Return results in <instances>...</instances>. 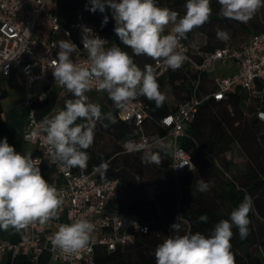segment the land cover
I'll return each mask as SVG.
<instances>
[{
  "label": "trees",
  "instance_id": "trees-1",
  "mask_svg": "<svg viewBox=\"0 0 264 264\" xmlns=\"http://www.w3.org/2000/svg\"><path fill=\"white\" fill-rule=\"evenodd\" d=\"M156 2L161 7L177 11L181 16L185 14L187 0ZM86 6L90 7L88 0H59L60 28L76 39V25L88 24L101 38L109 41L106 47H111L115 43L132 55L131 49L123 46L113 31L115 21L112 19L111 11L93 13L87 11ZM210 6L212 14L209 22L193 29L186 37L190 45L195 35H200L205 41L197 50H189L196 63H200L205 54L222 48L225 40L217 39V29L228 32L232 46L243 44L250 36L264 32V8L257 11L250 21L242 23L223 17L217 0H210ZM105 15L109 19L108 23L103 25ZM168 32L169 29H166L165 34ZM58 37L59 40H63V33H59ZM133 58L142 69L145 64L152 65L154 62L147 56ZM196 79L197 74L185 63L176 71L168 69L166 77L158 79L160 91L163 93L167 87L175 105H168L165 101L161 107H157L154 101H149L145 97L138 98L148 110L149 118L143 126L148 138L152 140L157 135L162 138L164 133L158 126V121L189 99ZM212 79V75H200L197 87L199 95H208L213 90L208 89ZM32 93L45 95L42 102L31 99L29 105L35 111L37 119L42 122L45 117H50L56 108L58 91L54 87L53 78L36 85ZM86 94L88 97L91 96L89 92ZM3 98L4 95L0 93V113ZM72 98L71 93L67 92L65 99ZM246 100L247 96H243L242 90L235 87L226 94L223 101L216 102L209 98L199 107L187 127V139H182L179 143L190 156L196 170L193 172L185 170L176 175L170 169L169 151L166 153L159 146L146 151L160 153L162 162L159 165L142 163L141 157L146 152L123 151L122 143L136 138L138 130L133 124L117 118V110L109 100L111 108L103 109L105 113L112 112L116 122H108L104 133L111 139L113 146L109 153L99 154L91 147L87 149L90 159L86 171L97 168L102 161L107 162L106 172L99 170L97 177L118 181L116 195L109 203L107 212H125L146 226L148 232L134 233L131 244L118 247L114 251L96 246L92 264H155L154 250L166 236L176 234L171 231L170 225L178 216H182V219L177 221L181 224L179 234L200 232L208 236L220 220H230L231 211L238 207L245 195L250 196L252 200L249 214L251 223L246 238H241L238 229L233 227L231 244L235 264H264V122L257 117V111L264 110V101L250 100L246 104ZM233 144L238 146L245 157L243 171L236 172L232 162L225 157ZM36 155H41L40 151L34 156ZM217 161L220 162L219 168L215 165ZM42 168H46L45 162L42 163ZM201 178L210 185L205 192L198 190V181ZM150 184L159 187L163 199L136 202L128 197L131 191ZM202 215H207V222L199 220Z\"/></svg>",
  "mask_w": 264,
  "mask_h": 264
},
{
  "label": "clouds",
  "instance_id": "clouds-1",
  "mask_svg": "<svg viewBox=\"0 0 264 264\" xmlns=\"http://www.w3.org/2000/svg\"><path fill=\"white\" fill-rule=\"evenodd\" d=\"M220 14L228 19L242 23L250 21L261 8L264 0H217ZM86 10L104 13L111 11L115 21L114 33L121 44L131 49L132 55L122 47L96 35L91 28L82 29L83 49L87 52V67L73 60V53L80 49L70 39L59 40L52 47L59 48L55 59L51 60L55 83L72 95L64 108L41 122L44 145L53 163L60 167L87 168L90 159L87 149L94 143L95 128L105 120L115 123L112 112L103 113L101 105L90 102L88 93L92 86L99 92H106L113 107L120 112H128L139 97L154 101L161 107L166 96L160 91L158 76L151 64L143 69L134 61V56H147L163 62L169 69H180L189 57L183 54L181 40L187 33L209 22L212 14L210 0H187L185 14L168 7H161L156 0H88ZM109 17H103L102 24ZM171 25L170 31L165 30ZM216 37L229 39L225 30L217 29ZM51 51V49H49ZM42 99V98H41ZM264 121V112L258 113ZM79 121V122H78ZM108 125L105 124L104 127ZM153 143L160 145L167 153L172 144L162 143V138L154 136ZM144 164L159 165L162 162L159 152H146L141 157ZM190 171L196 170L194 164H184ZM108 163L102 161L98 170L106 172ZM103 174V173H102ZM210 185L204 179L198 181V190L205 192ZM64 193L49 183L42 175L39 161L31 153L21 154L10 145L5 137L0 140V229L9 228L16 232L27 229L34 223L46 225L58 220L64 204ZM252 209L251 197L245 195L243 201L230 213L229 219L215 224L210 235L200 232L179 234L181 224L178 220L170 225L174 235H168L154 250L155 264H235L231 239L235 226L241 238L249 234ZM207 222V215L199 217ZM95 225L88 219H77L72 223L61 224L54 234L51 244L64 252L79 253L88 247ZM147 232V228L143 229ZM90 250V249H89Z\"/></svg>",
  "mask_w": 264,
  "mask_h": 264
},
{
  "label": "built area",
  "instance_id": "built-area-1",
  "mask_svg": "<svg viewBox=\"0 0 264 264\" xmlns=\"http://www.w3.org/2000/svg\"><path fill=\"white\" fill-rule=\"evenodd\" d=\"M58 11L59 0H0V79L8 77L12 71L22 76L29 105L31 99L42 102L45 98L43 93H32L34 85L51 77L54 78L51 60L56 58L59 48L52 46L58 43V34L63 33L64 39H70L77 45L80 51L73 53L72 58L84 67H87V52L81 42L82 29L86 26L98 35L92 26L78 23L76 39H73L69 32H64L60 28ZM179 50L189 57L186 63L197 74V79L189 99L158 121V126L164 133L162 143L166 145L169 141L172 144L169 151L170 169L174 175L189 170L187 165L179 167L191 163L190 156L179 143L180 140L187 139V127L205 101L209 98L216 102L223 101L226 94L235 87L247 92L246 104L250 100L264 101V32L250 36L245 43L237 46L225 41L222 48L205 54L200 63H196L189 54V50L197 49L193 48L186 39L181 40ZM216 64L230 73L214 75L213 90L208 95H199L197 87L200 75H212ZM152 66L158 79L166 77L169 68L163 62L157 65L154 61ZM89 93L106 92L97 91L93 85ZM260 112L264 110L259 109L257 117ZM117 118L122 122L133 124L138 130L136 138L122 143L125 153L146 152L155 146L160 147L144 133L143 126L149 114L141 100L137 98L128 112L117 110ZM40 125L41 122L37 119L35 111L30 108L25 126V140L35 144L41 153L33 159L39 161L41 171L42 163L45 162L46 167L53 169L59 175L61 184L54 186L64 193L63 206L69 223L77 219H88L94 223L95 229L91 233L87 248L79 253H70L53 247L51 240L54 234H45L46 225L34 223L28 227L29 235L21 237L17 244L10 245L0 241V264L2 255L9 248L27 250L33 264H36L38 256L43 252L49 253L58 264H92L96 246L114 251L118 247L131 244L134 233L146 234L148 228L141 225L136 218L125 212H107L109 203L116 195L117 180L99 179L97 168H92L90 171H86L87 168L84 170L62 168L58 163L52 162V157L43 142L44 133ZM145 228L147 232L143 231ZM40 235L43 237L40 238Z\"/></svg>",
  "mask_w": 264,
  "mask_h": 264
},
{
  "label": "crops",
  "instance_id": "crops-1",
  "mask_svg": "<svg viewBox=\"0 0 264 264\" xmlns=\"http://www.w3.org/2000/svg\"><path fill=\"white\" fill-rule=\"evenodd\" d=\"M204 44L205 41L203 39L202 45ZM192 45L193 43H191V46ZM229 73L230 71L224 69L221 74ZM165 92L166 91L163 90V94H166ZM0 93L4 95V98L1 101L0 140H3L6 137L8 143L12 145L17 152H20L21 154L31 153L32 157H34L35 153L39 151L38 147L25 140V126L30 106L28 103L27 91L24 86L23 77L12 71L8 77L1 78ZM165 101L168 105H172L174 103L171 95L169 98L166 97ZM41 172L45 179H47L51 184H61L59 175L53 169L46 167ZM65 223H69V221L67 219L66 209L62 206L59 219L46 224L45 234H55L59 226ZM27 235H29L28 228L22 230L21 232H16L12 228H9L7 231L0 229V241L7 242L10 245L17 244L21 237ZM33 235H35V233ZM39 237L42 238L43 235H40ZM1 264H33V262L27 250L9 248L2 255ZM36 264L58 263L52 259L49 253L43 252L38 256Z\"/></svg>",
  "mask_w": 264,
  "mask_h": 264
},
{
  "label": "rangeland",
  "instance_id": "rangeland-1",
  "mask_svg": "<svg viewBox=\"0 0 264 264\" xmlns=\"http://www.w3.org/2000/svg\"><path fill=\"white\" fill-rule=\"evenodd\" d=\"M171 25L167 28L170 29ZM229 43L231 42V39H227ZM193 45L192 47L197 49L198 47L202 46L203 38L200 35H195L192 41ZM224 71L218 64H216V69L212 75H219ZM54 87L58 91V100L56 104V108L54 112L51 114L54 115L56 112L60 111L64 108L65 104V95L68 92L65 88L60 87L58 84H54ZM36 88V85H34V89ZM212 88V84L208 86V89ZM190 89V87H189ZM191 90V89H190ZM164 91H166L165 95L166 97H170V90L165 87ZM192 91V90H191ZM243 96H247L246 91H242ZM90 102L97 103L101 105V110L103 113H105L104 109H110L111 104L109 103V99L107 97V93L102 94H93L91 93V96H89ZM175 105V102L172 104V106ZM104 108V109H103ZM50 116V117H51ZM109 121L105 120L102 123L98 122L95 128V137H94V143L91 146V149L96 151L97 153H109L112 149V141L110 138H108L107 134L104 133V125L108 124ZM169 143V141L166 143V145ZM170 151V150H168ZM226 159L230 160L232 162V165L236 172L243 171L245 168L246 160L240 149L237 145L233 144L230 151L226 154ZM215 165L217 168L220 166V162H215ZM205 176V174H204ZM206 177V176H205ZM128 197L133 201H140V200H149V201H156L158 198L163 199V195L161 194V191L158 186L156 185H148L144 188H138L133 191H131L128 195Z\"/></svg>",
  "mask_w": 264,
  "mask_h": 264
}]
</instances>
